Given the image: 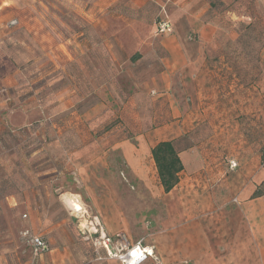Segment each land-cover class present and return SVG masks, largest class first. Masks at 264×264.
<instances>
[{"label":"rangeland","instance_id":"obj_1","mask_svg":"<svg viewBox=\"0 0 264 264\" xmlns=\"http://www.w3.org/2000/svg\"><path fill=\"white\" fill-rule=\"evenodd\" d=\"M183 2L0 0V264H73V242L83 263L95 259L65 208L79 197L92 213V189L115 197L131 242L152 245L167 223L177 227L192 174L186 168L164 194L150 161L159 142L190 153V164L198 153L222 164L238 188L251 167L264 166V0ZM160 19L172 34L156 35ZM203 23L211 30L198 32ZM204 84L238 105L197 118ZM223 179L191 182V199L209 197L215 210L214 197L230 195ZM25 230L49 251L34 256Z\"/></svg>","mask_w":264,"mask_h":264},{"label":"crops","instance_id":"obj_2","mask_svg":"<svg viewBox=\"0 0 264 264\" xmlns=\"http://www.w3.org/2000/svg\"><path fill=\"white\" fill-rule=\"evenodd\" d=\"M102 1L104 8H106L119 0ZM166 1L178 5L184 4L183 0ZM147 2L148 0H129V3L136 8L144 6ZM96 5H98V2ZM211 28L209 23H203L198 32L205 33L210 31ZM199 87L203 90L197 93V118H203L204 120L216 119L222 114H227L225 110H222L223 108L238 105L233 100H221V98H224L220 95L223 90L217 91V87L205 84L199 85ZM244 102H240L241 107L243 104L247 106L248 98ZM191 104L193 105L192 101ZM250 104V108L253 110L252 103L250 102ZM246 106L245 110L248 109ZM182 115L185 121L186 118L189 120L190 113L185 114V111H183ZM190 155V153L187 156L182 154L180 157L183 167L182 172L187 168L188 174H192L187 178V187L190 189L193 187L191 182L196 184L205 182L206 185L208 181L215 178V175H223L225 179L221 181L222 184L227 181L230 182V195L227 198L225 194L220 197L215 196L214 205L217 208L209 211L207 208L209 197L203 198L200 195L198 198L192 197V199L195 198L193 201L190 196L191 190L187 188L188 196L184 197L185 203L182 204L180 224L176 227L175 224L167 223L155 236L154 243L146 245L152 249L154 257L159 259L160 263L157 264H185L187 260L190 264H264V192L261 190V184L264 180V166H259L255 171L251 167L250 171H247L244 184L238 188L233 185L237 179L236 175L227 174L231 171H228L222 164L208 162L206 155L203 158L200 153L194 156L196 163L190 164ZM150 158L152 159L151 153ZM150 161L153 162V160ZM203 187L207 188L206 186ZM85 188H87V185H85ZM255 193H258L259 196L253 197ZM102 194L103 196L98 198L93 189L89 191L87 197L92 213L77 194L74 195H77L76 197L79 199L75 198L73 202L68 200L65 207L71 209L74 202L79 203L78 206L81 205V213L74 211V214L76 213L74 218L79 221L77 230L85 242L89 241L84 239L83 234L88 233L87 235L93 237H96L99 233L113 236L117 233H123L121 231H125L127 227L126 218L116 204L115 197H112L106 190ZM209 200L211 202V199ZM194 204H197L196 208L193 207ZM167 216L169 220H175L173 214L168 213ZM164 232L168 236L162 237L161 234ZM167 239H169L171 247L164 246L163 242ZM78 245L80 246V244ZM79 246L76 248V244L73 242V253L75 254L73 264H119L112 260L101 261L97 257L90 262L83 263V257L78 251Z\"/></svg>","mask_w":264,"mask_h":264},{"label":"built area","instance_id":"obj_3","mask_svg":"<svg viewBox=\"0 0 264 264\" xmlns=\"http://www.w3.org/2000/svg\"><path fill=\"white\" fill-rule=\"evenodd\" d=\"M172 32L173 28L168 20L160 19L156 23V35H170ZM87 234H83V237L92 244L99 260L107 259L119 264H145L149 260H155L150 247L144 245L141 240L131 243L123 233H117L113 236L99 233L96 237ZM21 236L34 256H42L49 251L48 244L41 235L32 234L29 230H25Z\"/></svg>","mask_w":264,"mask_h":264},{"label":"trees","instance_id":"obj_4","mask_svg":"<svg viewBox=\"0 0 264 264\" xmlns=\"http://www.w3.org/2000/svg\"><path fill=\"white\" fill-rule=\"evenodd\" d=\"M210 7L212 8L214 7V5L210 3ZM251 29H253V27L251 25H248L245 28V33L242 34V37L240 39H246L245 36ZM140 59L141 55L135 54L129 58V61L131 63H135ZM262 152V160L264 161V147ZM150 153L154 162L159 184L164 194H168L173 191L174 188L178 185L179 175L183 169L179 154L175 149L172 141H162L157 143L154 147L151 148ZM256 196H259V194L255 193L253 195V197ZM90 246L94 252L92 244H90Z\"/></svg>","mask_w":264,"mask_h":264},{"label":"bare ground","instance_id":"obj_5","mask_svg":"<svg viewBox=\"0 0 264 264\" xmlns=\"http://www.w3.org/2000/svg\"><path fill=\"white\" fill-rule=\"evenodd\" d=\"M66 200L65 201H67V198H65ZM70 202H73V201H70ZM75 203V202H74ZM70 205V204H69ZM79 205V204H78ZM78 205H72V208H73V211H78V212H80L81 211V207L80 206H78ZM83 211V210H82ZM81 213V212H80Z\"/></svg>","mask_w":264,"mask_h":264}]
</instances>
